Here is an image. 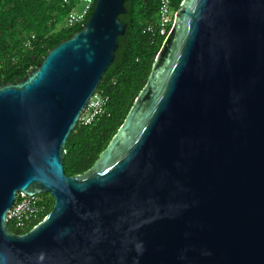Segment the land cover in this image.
<instances>
[{
	"label": "water",
	"instance_id": "1",
	"mask_svg": "<svg viewBox=\"0 0 264 264\" xmlns=\"http://www.w3.org/2000/svg\"><path fill=\"white\" fill-rule=\"evenodd\" d=\"M124 2L90 0L77 32L0 85V264H264V0H183L117 133L65 174ZM20 193L54 205L15 234Z\"/></svg>",
	"mask_w": 264,
	"mask_h": 264
},
{
	"label": "trees",
	"instance_id": "2",
	"mask_svg": "<svg viewBox=\"0 0 264 264\" xmlns=\"http://www.w3.org/2000/svg\"><path fill=\"white\" fill-rule=\"evenodd\" d=\"M77 0H0V85L23 79L36 68L46 53L69 38L83 25L64 27V19ZM183 0H173L176 11ZM126 12L118 19L126 25L118 38L114 59L104 72L98 92L108 96L106 113L89 125L78 122L65 142L63 168L67 176L79 175L93 166L123 124L135 99L145 86L155 59L164 43L148 27L157 22L159 0H125ZM171 28L168 25L167 31ZM31 35L32 45L25 43ZM46 204L45 215L53 208L49 193L39 194ZM9 230L24 234L32 227Z\"/></svg>",
	"mask_w": 264,
	"mask_h": 264
},
{
	"label": "built area",
	"instance_id": "3",
	"mask_svg": "<svg viewBox=\"0 0 264 264\" xmlns=\"http://www.w3.org/2000/svg\"><path fill=\"white\" fill-rule=\"evenodd\" d=\"M173 0H159L157 22L150 24L148 29L153 31L157 29L159 34H168V25L173 21ZM69 3L70 0H63ZM90 14V0H77L74 7L69 11L64 19V27L71 28L78 24H82V19ZM35 36L31 35L27 39L25 46L32 45ZM108 96L102 92L95 91L83 110L79 122L83 125L91 124L101 114L106 113ZM46 204L42 201L39 194L30 197L20 193L16 195V199L10 209L6 212L7 223H11L16 229H24L29 226L33 228L46 215ZM31 228V229H32Z\"/></svg>",
	"mask_w": 264,
	"mask_h": 264
}]
</instances>
